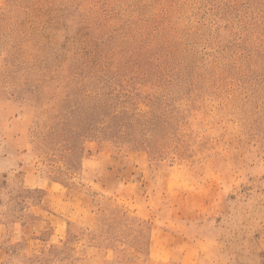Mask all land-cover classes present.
I'll list each match as a JSON object with an SVG mask.
<instances>
[{
    "label": "rangeland",
    "instance_id": "rangeland-1",
    "mask_svg": "<svg viewBox=\"0 0 264 264\" xmlns=\"http://www.w3.org/2000/svg\"><path fill=\"white\" fill-rule=\"evenodd\" d=\"M0 264H264V0H0Z\"/></svg>",
    "mask_w": 264,
    "mask_h": 264
}]
</instances>
